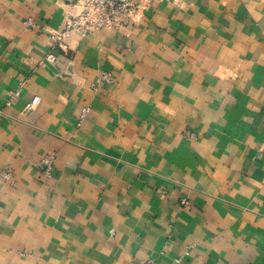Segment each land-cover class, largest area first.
<instances>
[{"label":"crops","instance_id":"0c3cea01","mask_svg":"<svg viewBox=\"0 0 264 264\" xmlns=\"http://www.w3.org/2000/svg\"><path fill=\"white\" fill-rule=\"evenodd\" d=\"M76 1L0 0V264H264V0Z\"/></svg>","mask_w":264,"mask_h":264},{"label":"built area","instance_id":"2783aa9c","mask_svg":"<svg viewBox=\"0 0 264 264\" xmlns=\"http://www.w3.org/2000/svg\"><path fill=\"white\" fill-rule=\"evenodd\" d=\"M158 0H77L73 5V12L65 23L61 31L53 35L55 48L68 54L70 52V42L68 37L76 32L80 36L89 33H95L100 30H122L128 23H139L150 4ZM173 4H181L183 0H167ZM30 25H33L30 23ZM50 62L56 61V56L50 53L47 56ZM102 80L112 82L113 74L110 72L101 73ZM39 98L27 105L28 109H32L38 103ZM43 175L50 178L54 169L55 160L53 156H47L43 159ZM13 170H5L2 175L5 179H10ZM182 204L187 205L188 201L184 199ZM146 264H156L153 259Z\"/></svg>","mask_w":264,"mask_h":264}]
</instances>
